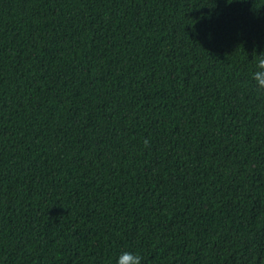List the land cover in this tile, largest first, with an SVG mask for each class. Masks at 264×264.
I'll return each instance as SVG.
<instances>
[{
    "label": "trees",
    "instance_id": "16d2710c",
    "mask_svg": "<svg viewBox=\"0 0 264 264\" xmlns=\"http://www.w3.org/2000/svg\"><path fill=\"white\" fill-rule=\"evenodd\" d=\"M264 0H0V264H264Z\"/></svg>",
    "mask_w": 264,
    "mask_h": 264
},
{
    "label": "clouds",
    "instance_id": "9594fccd",
    "mask_svg": "<svg viewBox=\"0 0 264 264\" xmlns=\"http://www.w3.org/2000/svg\"><path fill=\"white\" fill-rule=\"evenodd\" d=\"M257 71L253 75L256 87L264 91V58L260 59L256 65ZM115 264H143V257L139 253L131 250H122L115 258Z\"/></svg>",
    "mask_w": 264,
    "mask_h": 264
}]
</instances>
